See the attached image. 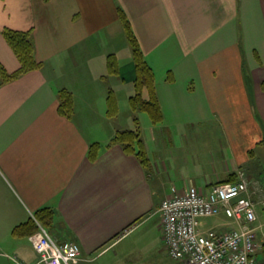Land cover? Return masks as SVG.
I'll return each instance as SVG.
<instances>
[{
  "label": "crops",
  "instance_id": "obj_1",
  "mask_svg": "<svg viewBox=\"0 0 264 264\" xmlns=\"http://www.w3.org/2000/svg\"><path fill=\"white\" fill-rule=\"evenodd\" d=\"M119 8L155 72L164 120L155 124L131 107L132 122L138 116L152 141L155 170L111 143L132 127L119 118L135 92ZM6 28L30 31L39 67L13 75L21 62ZM110 54L118 73L109 71ZM61 88L73 93L72 118L58 110ZM110 90L114 117L106 115ZM258 116L264 121V0H0V252L36 263L30 238L13 229L51 206L50 234L81 245L74 264H188L169 255L153 216L136 220L160 211L162 194L206 188L264 153ZM93 142L101 144L95 159ZM206 147L212 158L199 159ZM254 172L241 178L257 179ZM212 217L204 228L237 226L224 213Z\"/></svg>",
  "mask_w": 264,
  "mask_h": 264
},
{
  "label": "built area",
  "instance_id": "obj_2",
  "mask_svg": "<svg viewBox=\"0 0 264 264\" xmlns=\"http://www.w3.org/2000/svg\"><path fill=\"white\" fill-rule=\"evenodd\" d=\"M249 186L250 181L241 178L206 188L192 185L165 197L160 214L169 255L188 264H259L264 229ZM220 213L235 220L237 226L227 230L203 227L204 218ZM30 240L39 256L34 264H74L81 256L78 242L58 241L41 224Z\"/></svg>",
  "mask_w": 264,
  "mask_h": 264
},
{
  "label": "trees",
  "instance_id": "obj_3",
  "mask_svg": "<svg viewBox=\"0 0 264 264\" xmlns=\"http://www.w3.org/2000/svg\"><path fill=\"white\" fill-rule=\"evenodd\" d=\"M119 13L125 27L129 42L132 46L134 56L135 92L130 96L131 107L134 111L148 112L154 123H160L164 120V114L162 112L160 101L156 92V77L154 69L148 63L144 56V53L132 29L131 22L127 14L122 8H119ZM4 35L6 36L8 42L16 52L21 62L20 68L13 75H18L40 66V62H38L35 57L34 42L29 30L25 31L6 28L4 29ZM108 58L110 73H118V61L116 59V56L114 54H110ZM1 72L4 76H7V73L2 68ZM145 89L148 90V98L144 97L143 95ZM58 94L60 101L58 107L59 112L68 118H72L75 112L73 93L67 88H61ZM107 102L109 115H116L119 108L118 101L113 90L109 91ZM134 122L137 124L138 130H140V120L138 116L134 117ZM138 130L130 128L118 130L114 137H112L111 143H120L126 152L133 153L137 155L142 162H146L147 158L144 151L143 138H141ZM100 148V142L91 143L88 152L90 158L95 159L99 155ZM227 180L234 181L237 179H224L221 181ZM55 213L56 212L54 208L51 206H42L38 208L34 211L33 216L14 227V235L29 236L35 229L34 224L37 223L36 221H40L42 223L41 225L49 230V227H52L56 220ZM37 228H40V224L38 225V223Z\"/></svg>",
  "mask_w": 264,
  "mask_h": 264
},
{
  "label": "rangeland",
  "instance_id": "obj_4",
  "mask_svg": "<svg viewBox=\"0 0 264 264\" xmlns=\"http://www.w3.org/2000/svg\"><path fill=\"white\" fill-rule=\"evenodd\" d=\"M117 101H118V99H117ZM132 112L133 111H131V104H129L127 102V107L125 109H123L122 113H120L119 120H120L121 123H125V121H127V122L129 121V125L132 126V127H130V129H137L138 130L137 124L135 122L134 123L132 122V118H133V114H134V113L132 114ZM144 114H146V113H144ZM106 115L108 117L110 116L109 113H108V107L107 106H106ZM140 115L141 116H145V115H143V111L140 113ZM114 116H116V115H114ZM146 116H147V114H146ZM147 118H149V120H151L150 117L147 116ZM258 118L260 119L262 125L264 126V121H263L262 117L261 116H258ZM155 124H157V123H155ZM139 126H140V128H139L140 130H138V132L140 133L141 138H143L144 151H145V155H146L147 160H146V162H142L141 159L138 156L137 157L140 159V161L142 162V164L145 165V167H146L147 170H155L156 167H157V163H154L152 161V159H151L152 154H153L152 153L153 146L151 144L152 141H147V138L145 137V134H143V131H142V128H141V124ZM120 130H124V129H120ZM116 132L114 133V135L116 134ZM146 132L148 134L149 133V130L147 129ZM114 135H113V137H114ZM261 141L264 143V135H263ZM208 142H211V139H209ZM225 142H227V138L225 139ZM206 149H208V147H206L204 150H202V149L199 150V152H198V156H200L199 159H207V158L208 159H211L212 158L210 156V153H207ZM254 152H255V148H251L249 150V153L250 154H252ZM165 165H166V162H164V161H162L160 163V166H161L162 169L164 168ZM226 165H229V163H226ZM244 165L245 166H248L249 168H247V169H249V170H245L244 167H243ZM244 165L242 167H240V168L233 169V171L231 173L228 172L224 176H226L227 179H241V177L245 175L244 174L245 171H250V170L252 172L255 171L254 173H256L258 175V178L257 179H251V178H247V177H244V178L250 181V186H249L250 189L253 188L255 190L254 191L255 193H254V195H252V198H253V200L255 202V206H256L257 212L261 211L262 212L263 219H264V153H261L260 150H259L258 156L257 157H252L251 161L249 163L244 164ZM217 166L218 167H221L220 166V163H218ZM163 181H164V177L162 176L161 177L162 188H163ZM217 181H221V180H217ZM165 197H167V195L164 196L162 194V199H164ZM156 208L157 207H155L154 209H152L150 212L144 214V216H141L136 221L143 222L144 220H146V219L150 218L151 216H153L154 217L153 218V221H154L155 225L157 227L162 228L161 214H160L159 209L157 208L158 209L157 210ZM136 221L130 223L128 225V227L126 228V230L127 229L128 230L132 229L133 225H136L137 224ZM214 221H215V217H212V216L206 217V218L203 219V222H206V223H212ZM36 222L38 223V225L39 224H42L40 221H36ZM37 223L34 224L35 225L34 226L35 229H34V231L30 235H33V234H35L38 231ZM55 224H56V221L54 222V225L52 227H49L50 232H53V229L55 227ZM30 235L28 236L29 238H30ZM161 244L163 246V243H161ZM263 244L264 243H262V249H261V251L259 252V255H258V257H259V264H264V246H263ZM12 257H13L12 258L13 264H19L20 262H21L20 264H25V263L31 264V263H34V262H30L26 258L21 257V256H18V255H14ZM38 260H39V258L37 256V261Z\"/></svg>",
  "mask_w": 264,
  "mask_h": 264
},
{
  "label": "water",
  "instance_id": "obj_5",
  "mask_svg": "<svg viewBox=\"0 0 264 264\" xmlns=\"http://www.w3.org/2000/svg\"><path fill=\"white\" fill-rule=\"evenodd\" d=\"M0 264H12L7 254L0 252Z\"/></svg>",
  "mask_w": 264,
  "mask_h": 264
}]
</instances>
